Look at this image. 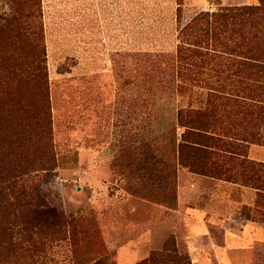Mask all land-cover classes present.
<instances>
[{"label":"rangeland","instance_id":"1","mask_svg":"<svg viewBox=\"0 0 264 264\" xmlns=\"http://www.w3.org/2000/svg\"><path fill=\"white\" fill-rule=\"evenodd\" d=\"M178 3L216 12L258 0H92L89 17L83 0H38L35 17L0 0V53L32 63L34 30L51 103L54 170L27 181L35 206L14 236L35 243L27 264H264V236L246 244L234 230L264 231V197L243 182L246 145L216 147L218 171L205 175L179 162L178 109L202 108L216 77L177 78ZM83 21L97 38L88 52Z\"/></svg>","mask_w":264,"mask_h":264},{"label":"trees","instance_id":"2","mask_svg":"<svg viewBox=\"0 0 264 264\" xmlns=\"http://www.w3.org/2000/svg\"><path fill=\"white\" fill-rule=\"evenodd\" d=\"M20 1L35 17L38 0ZM83 6L89 17L92 0H83ZM175 13L177 78L187 83L201 75L216 77L215 84H207L202 108L180 107L177 112L178 124L185 128L179 162L205 175L218 171L212 170L211 156L219 145L264 141V0L216 12L178 3ZM13 18L2 16L4 22ZM83 23L87 35L81 34V43L93 46L94 29L89 32L93 27ZM28 35L37 38L33 40L41 48L32 63L25 64L19 54L0 53V264H27L25 258L34 253L30 236L14 238L22 235L21 226L30 225L27 215L38 193L27 181L32 176L46 181L54 170L51 103L42 63L45 52L34 30ZM240 166L248 173L243 182L256 183L252 188L264 197V164L242 158ZM185 260L180 257L177 264H189Z\"/></svg>","mask_w":264,"mask_h":264},{"label":"crops","instance_id":"3","mask_svg":"<svg viewBox=\"0 0 264 264\" xmlns=\"http://www.w3.org/2000/svg\"><path fill=\"white\" fill-rule=\"evenodd\" d=\"M176 23V21H175ZM246 145V155L242 158L250 160L255 163L264 164V146L258 144H245ZM244 189L251 190L250 188L243 187ZM253 190V189H252ZM234 230H238L241 235L244 237V242L248 244V241H251L253 244H261L255 240L262 239L261 236H264L263 228L259 225H252L250 223L240 222L239 225L235 226ZM226 231L228 229L226 228ZM253 237H256L253 239ZM232 239V238H231ZM228 242V241H227Z\"/></svg>","mask_w":264,"mask_h":264}]
</instances>
